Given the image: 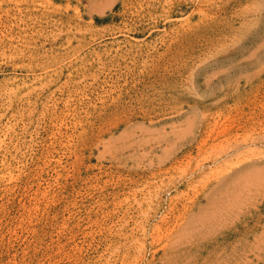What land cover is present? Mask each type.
<instances>
[{
	"label": "rangeland",
	"instance_id": "rangeland-1",
	"mask_svg": "<svg viewBox=\"0 0 264 264\" xmlns=\"http://www.w3.org/2000/svg\"><path fill=\"white\" fill-rule=\"evenodd\" d=\"M0 264H264V0H0Z\"/></svg>",
	"mask_w": 264,
	"mask_h": 264
}]
</instances>
